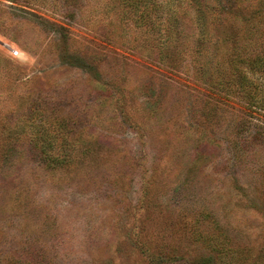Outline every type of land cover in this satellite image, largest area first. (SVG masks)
Listing matches in <instances>:
<instances>
[{
    "label": "rangeland",
    "instance_id": "1",
    "mask_svg": "<svg viewBox=\"0 0 264 264\" xmlns=\"http://www.w3.org/2000/svg\"><path fill=\"white\" fill-rule=\"evenodd\" d=\"M115 2L0 0V123L40 111L0 131V264H264V109L146 61Z\"/></svg>",
    "mask_w": 264,
    "mask_h": 264
},
{
    "label": "trees",
    "instance_id": "2",
    "mask_svg": "<svg viewBox=\"0 0 264 264\" xmlns=\"http://www.w3.org/2000/svg\"><path fill=\"white\" fill-rule=\"evenodd\" d=\"M118 2L121 5L120 20L134 21L140 36L134 48L146 61L185 79L191 78L218 94L224 92L246 108L264 109V85L258 81L256 74H252L258 72L264 77V44H255L257 37L253 33L256 25L264 23V0ZM118 2L115 3L118 5ZM260 18L262 21H259ZM224 26H228L229 30ZM240 28L242 33L238 32ZM12 64L0 53V72H10ZM0 77L1 86V82L6 80L2 75ZM39 112L38 106L33 104L20 109L17 119L5 116L0 123V131L9 130L12 123L14 129V123L22 121L32 126L35 124L32 117L37 119ZM53 116L56 117V114ZM18 130L24 131L23 125ZM7 136L11 137L12 134ZM35 144L32 143V154L40 163L60 166L66 161L64 155L59 157L43 148L39 151Z\"/></svg>",
    "mask_w": 264,
    "mask_h": 264
},
{
    "label": "built area",
    "instance_id": "3",
    "mask_svg": "<svg viewBox=\"0 0 264 264\" xmlns=\"http://www.w3.org/2000/svg\"><path fill=\"white\" fill-rule=\"evenodd\" d=\"M11 53L12 54H17V52L15 50H12Z\"/></svg>",
    "mask_w": 264,
    "mask_h": 264
}]
</instances>
